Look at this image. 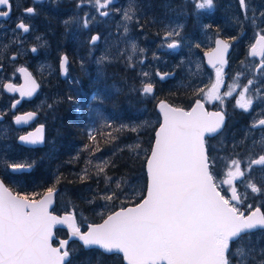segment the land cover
<instances>
[{
	"label": "snow or ice",
	"instance_id": "1",
	"mask_svg": "<svg viewBox=\"0 0 264 264\" xmlns=\"http://www.w3.org/2000/svg\"><path fill=\"white\" fill-rule=\"evenodd\" d=\"M83 2L84 0H80L77 7ZM88 2L101 17L109 16L111 11L109 5L114 4V0ZM13 3L14 0H0V18L10 16ZM191 3L196 14H200L201 10H213L216 6L214 0H191ZM238 4L243 19L234 16L231 22L234 26H239L241 36L244 34L246 24L255 30L254 36L258 38L256 45L251 46V54L256 56L259 48L260 69H264V34H261L264 33V27H260L264 24V12L258 17L250 7V0L247 3L246 0H238ZM23 12L26 16L37 14L35 7H27ZM134 15L135 9L131 6L129 10L123 12L125 21H132ZM69 22L64 21L66 25ZM89 22L87 14L80 18V23L85 28L89 26ZM182 27L178 25L167 31L165 40L179 36ZM16 29L19 33L26 34L30 32L31 25L20 18ZM124 33H128L126 25ZM99 39V35L92 36L90 42L95 44ZM232 39L236 40L238 37L234 36ZM166 46L169 49H176L180 42L172 39ZM199 46L195 44V47ZM216 46V59L223 64L224 52L230 45L227 41L218 39ZM31 51L35 53L37 48L32 47ZM130 51L135 54L138 51L143 52V49H138L133 41L130 44ZM209 56L211 63L212 53H209ZM131 58L129 55L128 59ZM107 59V56L101 57L98 62L103 63ZM61 60L62 69L66 74L68 57L62 56ZM213 67L216 65L213 64ZM19 71L27 73L24 68ZM219 71L220 69H217L218 76ZM142 75L148 77L149 74L145 72ZM156 75L163 80L171 74L157 72ZM141 83L142 87L135 90L144 96H154V85L144 81ZM252 84L253 80H248L243 89L244 93L248 92ZM31 85L27 91L29 96L33 94V89L38 87L34 81ZM218 87L219 80L208 93L210 99H222L216 94ZM8 89L20 91L21 95L25 94L24 89H13L12 85H8ZM225 95L231 96V90ZM238 104L247 111L252 106V100L248 99ZM158 107L163 113V122L156 132L155 143L147 160L150 176L147 195L137 206L124 207L108 215L102 224L87 225L86 231L81 232L73 223L75 213L60 217L49 211L56 196L55 187L48 188L42 199H36L37 194H33V198L30 199L28 195H13L4 184V178H0V264H75L76 256L81 249L69 246V240L72 238L82 241L83 249L88 250L96 246L103 250L101 256L97 257V264H100L104 255L118 256L120 253L128 264H264V248L253 244L250 239L254 232H264V211L260 206L253 207L251 203L244 205L246 209L251 210L247 215L241 211L237 205L243 204V200L234 186L236 180L241 183L247 180L246 187L252 193L264 196V183L258 186L252 177L255 166L264 168V136L259 140L255 138L251 140L246 156L241 157L237 154V158L230 159L226 172L227 179L221 181L222 185L226 184L231 188L230 197L225 198V195H221L217 190L218 185L215 182L218 175L215 171L216 161L209 157L205 147L206 134L222 135L220 130L225 118L223 111L207 112L199 101L190 111L171 107L164 102H160ZM32 115L29 113L28 118L30 119ZM22 122H26L25 118L17 116L16 123ZM146 125L147 121L139 126L120 127L136 132L138 127ZM254 129L264 130V119L254 122L249 133ZM89 139L95 141L96 137L90 134ZM244 139L248 140L247 134ZM19 140L37 143L36 139L31 138V134L20 136ZM89 147L91 146H86ZM127 147L136 152L140 146L136 144ZM237 147H240V143L233 145V148ZM257 148L260 149V153L254 156ZM0 165L4 167L5 173L11 176H22L30 173L35 167L34 162L13 163L7 157H0ZM108 165L109 161L105 159L95 164L93 174L98 177L97 184L100 183L99 178L103 177L105 187L103 190L97 188L94 191L95 199H88L86 201L88 204H94L96 199H99L106 201L107 206V202L119 200L120 196L124 195L121 179L113 181L112 177L107 175ZM88 171L85 169L84 175L80 177L82 181L85 175H88ZM244 199H247L246 195ZM57 225H68L72 232L69 239L59 240V246L53 247L51 243L53 228ZM244 240L248 241L246 245H242Z\"/></svg>",
	"mask_w": 264,
	"mask_h": 264
},
{
	"label": "flooded vegetation",
	"instance_id": "2",
	"mask_svg": "<svg viewBox=\"0 0 264 264\" xmlns=\"http://www.w3.org/2000/svg\"><path fill=\"white\" fill-rule=\"evenodd\" d=\"M77 1L80 2V0ZM125 1L127 2V0H116L115 3ZM147 1L148 0H141V3L136 5L137 13L135 12L133 21H131V25L134 28L137 27V29H139L140 24L141 30L136 31L133 29L130 32H135V36L139 35V45L141 48H146V54L149 58H156L157 53L159 54L157 58H162V60L157 63V67L159 66L160 69L159 73L171 74L163 80H161L157 75L158 80L156 81V84L152 83L154 85V96L149 97L155 100L154 108L152 107L153 111H156L160 116L157 110V104L161 100H166L170 104L182 107L186 110H189L193 104L199 100L209 112L223 111L225 118L224 125L220 130L222 135L218 133L212 136H207L206 144L209 151L211 150V147L215 148L218 145L217 147L223 149L224 152H230L233 149L234 143H238L237 141L239 139L245 140L244 138L247 134L245 128L247 126L251 127L254 122L264 119V69H260L261 56L259 55V48L257 49L258 54L256 56L251 54V46L256 45V39L258 38L254 36L255 30L246 24L243 29L244 34L241 36V29L239 26H234L231 22L234 16H240L241 19H243L238 0H214L216 5L215 8L213 10H201L200 14L195 13L191 0H171L172 2L170 6L165 8L166 13H159L157 16L162 18L164 15H168L170 18H176V21H173V25H167L166 20L164 31H157V29L154 31L148 30L143 24V20L145 17L146 19H152L149 12L151 14L155 13L153 9L156 6L148 8L146 6ZM149 1H152V3L156 5L155 3L157 0ZM54 2L55 0H14L10 16L6 20H0V22H4V27L8 26V28H15L17 32L19 31L16 29V24L20 18H23L25 23L30 24V32L26 34L20 33L22 39L21 41H18V43L21 44L20 46L26 47L28 43L26 38L31 33L36 31L35 24L38 26L37 31L39 34L43 35L45 38L49 36L46 33L47 22L49 21V11L56 9V7H53ZM247 2H249V0H246V3ZM85 3H89L88 0H84V2L80 4ZM27 7H35L37 14L35 16H26L23 10ZM123 7H126V5L124 4ZM250 7L259 17V14L264 12V0H250ZM92 9V15L94 16L97 11L93 6ZM127 9L129 10L128 7ZM249 14L251 15V13ZM91 19L92 18H90V20ZM257 23L259 24V21H257ZM178 25L183 26L180 30V35L169 38V40L175 39L180 42V46L176 49H169V51L163 53L161 50L156 51L155 43L150 44L144 40L146 36L154 37L159 35L162 36L163 34L165 35L167 31L172 28H176ZM204 25H211L212 27L205 28ZM74 26L75 28H73L71 35L72 38L74 33L77 31L75 24ZM105 26V22L99 24L96 28L97 33L92 35H99L100 39L96 43H99V41L102 40L104 31L101 28ZM260 27H264V24H261ZM191 30L192 32H190ZM190 33H193V43L192 45H187L186 41L188 40L187 38ZM234 36L238 37V39L233 40L232 37ZM218 39L225 40L230 45L225 51V62L223 64L217 62L215 64L216 67L208 66L205 53L215 48L216 40ZM75 40V42L79 43L77 38H75ZM171 40L169 42H171ZM195 44H199L200 46L197 48L195 47ZM92 45L93 44L90 42V47H92ZM32 47L37 48L35 53L31 51ZM14 50L15 51L13 53L9 51L6 55L8 61L0 64V73H4L5 77L2 85L3 89L6 82H10L13 86L20 84L22 82V77L19 69L25 68L28 69L37 79L39 90L32 98L22 99L20 105L14 110L12 109L11 104L10 113H5L3 110H0V112L6 117L10 116L13 123L14 116L18 113L30 110L38 112V122L45 125L47 146H50V141L52 139L50 137L51 134L49 135V133H51V123L53 122L52 128H55L53 129V132H57L59 130L56 129L59 125L58 119L61 122V113H68L67 110H70L72 117L79 122L78 124L80 130L83 132L89 131L90 129L93 131L94 129L104 130L108 128L107 125L103 124V119L107 115L110 116V114L107 113V108L103 106V102L101 100L96 102L92 100V95L94 90L98 91V88L99 92L108 94H115L112 93L114 90L104 91V85L106 84L104 80H102L101 84L99 83L98 86L91 83L90 78L95 74V66L94 64H91L88 66H81L80 68L78 66V61L76 60L75 47L72 50L68 49V51L66 49V52L62 53L61 56L56 55V53H52L53 58L50 59L55 65L54 73L47 71L40 72V70L36 69L34 65L31 64V59L39 53L37 45H32L30 47L32 55H29L28 53L22 54L19 52L18 48H15ZM175 53L183 55H190L191 53L194 54V59L197 60L198 64L200 63L201 67H203L205 84H198L188 79L187 75H185L186 69L184 66V60H188L189 57L184 56L174 60L172 55ZM64 55L68 57L67 76L64 79L66 80L68 77L73 78V80L69 78L70 88L66 91H64L62 86L64 84L63 81L65 80H63L60 75V61ZM196 57L199 60L196 59ZM116 66L118 67H116L115 72L122 74V78L124 79L126 85L122 91H116L120 97V99L117 100L118 107L124 108V104L128 107L141 104V93L139 91L132 93L133 88L139 89V87H141V77L135 74L133 67L131 68L125 63H117ZM217 69H220L219 76L217 75ZM258 69L259 71H257ZM178 76L182 78L184 76L183 83H175L174 79ZM117 78L120 79V74L110 75L111 81H114ZM126 79H128L131 83H134V85L127 84ZM250 79L253 80V84L249 86L248 92L244 93L243 89ZM217 80H219V87L216 94L220 95L222 99H210L208 97V90L209 88L212 89L213 85L217 83ZM56 81L58 82V85H61V87L60 85L57 86ZM177 88H181L183 106L174 104L168 99L159 96V92H166L167 95L173 97L177 93ZM49 89L53 91L51 94L48 92ZM229 90H231L232 95L226 96L225 93ZM99 92L96 93L100 95ZM7 95L13 98V100L19 97L17 93H8ZM248 99L252 100V106L246 111L245 109L239 107L238 102L244 103ZM46 100H53L55 102L53 104L54 108L52 111H47L46 106L43 105L46 103ZM254 101H261V103L254 106ZM153 102L154 101L151 103L152 106ZM253 116L255 117L253 118ZM55 117L56 120H53ZM159 123L153 129V134L151 133L153 137ZM31 126L32 125L23 129L29 130L35 125L33 124V127ZM27 130L23 132H26ZM254 131V134H247L248 137H251L252 139H259L261 133L262 136H264V130L254 129ZM254 169L259 171V173H257L258 179L256 180L258 181L257 185L259 186L261 183H264V168L255 166ZM258 195L261 196L260 194ZM261 197H263L262 200H251L248 203H251L253 207L260 206L262 211H264V196ZM240 210L245 211L246 213L251 211L250 209H246L244 207Z\"/></svg>",
	"mask_w": 264,
	"mask_h": 264
},
{
	"label": "rangeland",
	"instance_id": "3",
	"mask_svg": "<svg viewBox=\"0 0 264 264\" xmlns=\"http://www.w3.org/2000/svg\"><path fill=\"white\" fill-rule=\"evenodd\" d=\"M116 0H114L113 5H109L110 14L107 17H101L99 16L98 12L93 14L92 4L85 3L80 4V7H77V4L79 1L77 0H55L54 6L56 9L55 11H59L60 17H61V31L64 34L59 35V38L57 40H52L53 34H49V29H47V34L49 35L47 38H45L43 35L39 34L37 31V24H35V32L31 33L26 40L28 41L26 47L20 46L21 44L18 43V41H21L22 36L19 32L15 30V28H8V26L4 27V22H0V64H2L5 61H8L6 58V55L10 51L13 53L15 48H18L19 52L24 54L28 53L29 55H32L30 52V47L32 45H37L39 48V53L34 58L31 59V64L34 65V67L40 72L47 71L54 73L55 71V65L52 62V53H56V55H62V53L66 52V49L72 50L75 47L76 50V60L78 61V66L81 68V66H88L91 64H94L95 66V74L90 78L91 83L94 85H97L104 80L106 84L104 85V91H113L110 94L112 96L111 100H114L117 102L120 97L116 93V91H122L123 88L126 86L125 81L122 78V74L115 72L116 64H127L128 66L132 63L135 70V74L137 76L141 77V82H151L153 84H156V81L158 80L156 73L159 72V66L157 67V63H159L162 58H157L159 54L157 53L156 58H149L146 54V48H141L139 45V38L135 36V32H130L131 30L135 29L136 31L141 30V26L139 24V29L137 27H133L131 25V21H125L123 17V12L127 11V7L130 8L133 7L136 12V5L141 3V0H127V2H121V3H115ZM186 1V0H185ZM171 0H157L156 7L153 9L155 13H150L149 15L152 17V19H146V17L143 20V24L148 30H161L164 31V27L166 26V20L167 25L171 26L173 25V21H176V18H170L168 15H164V17L159 18L158 16H153L155 14L159 13H166L165 8L169 7L171 4ZM126 5V7H123V5ZM152 4V1H147L146 6L149 8ZM112 9H119V11L112 10ZM146 9V8H145ZM137 13V12H136ZM85 14L89 17V26L87 28L83 27L80 23V18L83 17ZM137 17L139 19V16L137 14ZM90 18H92L90 20ZM65 20H69L70 22L66 25L64 23ZM133 21V20H132ZM103 22L106 23V26L101 28L104 31V35L102 37V40L99 41V43H95L90 47V37L97 33L96 28L99 26V24H102ZM140 22V19H139ZM183 22V21H182ZM74 24L76 25L77 31L74 33L73 38L71 37L73 28H75ZM128 27V33H124V26ZM192 32V30L190 31ZM37 37H40L38 40ZM75 38L79 40L78 42H75ZM74 39V40H73ZM186 41L187 45H192L193 43V33H190L189 37ZM145 42H148L150 44L155 43V49L156 51L161 50L163 53L169 51V48H167L166 44L170 40H165V35L162 36H146L144 38ZM135 42L138 49H143V52H137L135 54H132L130 51V44L131 42ZM19 46V47H18ZM52 49V50H51ZM129 55L132 56L131 60L128 59ZM107 56L108 59L105 60L103 63L98 62L100 61L101 57ZM187 56L189 59L184 60V66L186 69V74L188 79L198 83V84H205L204 80V71L203 67H201L200 63H197V60L194 59V54L191 53L190 55H183V54H173L172 58L174 60L178 59L179 57ZM51 58V59H50ZM196 59H198L196 57ZM199 60V59H198ZM82 70V69H81ZM148 73V77H144L142 73ZM120 74V79H116L114 81L110 80V75ZM68 77L65 81L63 86L64 91L70 88V80ZM4 73H0V110H3L5 113H10L11 110V104L13 101V98L8 96L3 91V81H4ZM73 80V78H71ZM175 83L181 84L184 82V76L183 78L178 76L176 79H174ZM127 84H132L128 79H126ZM142 87V85H140ZM139 87V88H141ZM135 89H132V93H135ZM211 89L209 88L208 93ZM99 92V88H98ZM136 95V94H135ZM96 96V95H94ZM138 99V98H137ZM110 100V101H111ZM153 102V106L151 103ZM55 102L52 100H46V103L43 104L46 106V110L52 111L54 108L53 104ZM122 103V101H121ZM141 104L128 107L124 104V108L117 107L115 109H111L110 112H107L108 114L115 113L116 117H110L109 115L105 116L103 119V124L107 125V129H99L95 130V132H91V129L89 131H86L89 135H94L95 133H106L108 132V129L111 127V125L114 123L116 128L119 130L118 133L120 134V137L122 138L121 141H119L116 145L108 146L101 151L95 150L94 147L86 148L87 145L80 144L78 146L73 147H56L54 150L52 147L47 146V140L44 147L41 148H35V149H29V148H23L21 145L17 142L18 135L27 130V129H18L15 127L12 118L9 116L7 119L3 122H0V157H7V159L10 162L13 163H22V162H34L38 161V159H35V157H39V159H42L43 167L41 169V172L45 175L49 174L52 177H57L59 173V169L61 166L65 165L69 168V172L77 175L78 177H81L85 173V169H88V175H85L84 180L81 179L80 188H78L79 192V198L81 199L82 206L84 209H82L77 202H75L71 195L69 194L68 190L65 188H61L57 194L56 204H58L59 209H53L56 213H62V212H74L79 221L82 223L83 228H86L87 223L89 222H97L100 221L103 217H105L107 214L112 212L113 210L124 207L128 203H133L137 198H139L143 193H145L146 186H147V179H146V170H141L138 168H134V170H130V168H126L123 170L124 173H128L127 175L122 173H111L108 172V167L106 169L107 175L112 177V180L115 181L116 179H121V187L124 189V195L120 196L119 200H114L113 202H107V206H105L106 201L96 199V202L94 204H88L86 201L88 199H95L94 197V191L99 188L101 190L105 187V181L103 177H100V183L97 184L98 177L94 175L95 172V164L102 160H108L109 165H115L116 160L121 158L122 151H126V155L130 157L129 164L131 165L134 160H138L139 158L141 160H145L148 158V155L151 150L150 140H151V133L155 126L160 122V116L158 113L153 111L152 107L154 108L155 100L152 99L149 96L142 95V100H140ZM261 101H254V106L257 104H260ZM255 116H253L254 118ZM52 120V118H51ZM56 120V117L53 119ZM52 120V121H53ZM116 121V122H115ZM147 121V125L144 127H138V130L136 132L129 131L128 128L121 129V125H128L131 126H139L143 124V122ZM58 122L60 120L58 119ZM110 125V126H109ZM53 126V122L51 123L50 132L51 138L53 136V129H55ZM33 127V125L31 126ZM56 129H61V125L59 124ZM93 129V128H92ZM250 127L247 126L245 128V131L247 134L251 135L254 134L255 131L252 130L251 133H249ZM121 133L123 134L121 136ZM262 136V133L260 134V137ZM260 139V138H259ZM257 139V140H259ZM252 138L248 137V140H238L237 142L240 143V147L233 148L230 152H224L223 149L218 148L217 146L215 148L211 147L210 152V158L214 159L216 161L215 165V171L218 173L215 180L217 182V185L219 186L222 193H224L226 198H229L231 195V188H229L226 184H221L222 180L227 179L226 172L228 170V164L230 159L237 158V154H239L241 157L246 156L248 153V148L250 146ZM139 144V149L136 152H133L130 150L127 146ZM235 144V143H234ZM233 144V145H234ZM208 147V146H207ZM121 149H123L121 151ZM260 149L257 148L255 150V154H259ZM35 159V160H34ZM91 161V163H90ZM35 164V162H34ZM243 168V164L241 165ZM234 170V169H233ZM130 173L134 175L133 177H129ZM257 173L259 171L253 170L252 177L254 182L257 184L258 179ZM0 176L4 179H6L9 183H12L14 185H19V181L15 176H11L8 173H5L4 167L0 165ZM247 180H245L243 183H241L239 180L234 181V186L237 189V194L241 197L243 200V204L237 205L240 207H244V205L248 204L249 201H257L262 200L263 197L259 196L256 193H252L249 188L246 187ZM114 187V184H113ZM103 194V191H101V195ZM20 195H23L22 193ZM245 195L247 196V199H244ZM235 203V202H234ZM245 208V207H244ZM63 237V236H62ZM251 241L253 244L257 245L260 248H264V232L256 231L254 232L251 237ZM263 242V243H262ZM248 243L247 240L242 241V245H246ZM262 243V244H261ZM81 243L77 240H71L70 241V247H76L81 249ZM97 249V248H93ZM86 250V249H85ZM89 250V249H88ZM99 250V249H97ZM101 251V250H99ZM82 251H79V254L82 255ZM116 255V254H112ZM101 255L99 253H92L90 257H100ZM119 256V255H118ZM94 260H97L94 259ZM89 264H97L96 262L90 261ZM124 264V263H123Z\"/></svg>",
	"mask_w": 264,
	"mask_h": 264
},
{
	"label": "trees",
	"instance_id": "4",
	"mask_svg": "<svg viewBox=\"0 0 264 264\" xmlns=\"http://www.w3.org/2000/svg\"><path fill=\"white\" fill-rule=\"evenodd\" d=\"M157 4V2L155 3ZM156 6L153 3L151 4L150 8ZM155 17L157 14L154 15ZM49 21L47 22V29H49V34L52 33L53 37L52 40H57L59 38V35L63 34L61 31V17L59 11H49ZM47 20V19H46ZM64 35V34H63ZM68 51V48H67ZM57 82V81H56ZM60 85V84H59ZM57 84V86H59ZM61 87V85H60ZM159 96L168 99L169 101L173 102L174 104L183 106V100L181 95V88H177V93L170 97L167 95L166 92H159ZM118 107V103L114 100L107 101L105 108L107 110L109 109H115ZM68 113L63 112L61 122L59 124L61 125V129H59L57 132H55V137L58 138V142L60 145H64L65 143H68L69 147L77 146L79 144H84L87 146H92L96 150L97 148L99 151L102 149L116 145L119 141L122 140L120 137V134L118 133V130L113 123L111 127L108 129V132L106 133H95L93 136L96 137L95 141H92L89 139V134L87 132H83L80 130L79 122H77L71 115L70 110H67ZM116 122V121H115ZM94 133V132H93ZM110 134V135H109ZM153 134V133H152ZM123 134L121 133V136ZM54 136V135H53ZM65 136V137H64ZM63 138V139H62ZM153 135H151L150 145L152 147L153 144ZM24 148V147H23ZM37 149V148H36ZM35 159H38V161L35 162V167L31 170L30 173H26L24 175H18L15 176L18 181L19 185H14L12 183H9L6 179L4 181L6 184L17 194H23L28 195L29 198H33V194H37L35 196L36 199L40 198L48 188L55 187V188H65L68 190L69 194L71 195V198L77 202V204L84 209L82 206V201L79 198V192L78 188L81 189L80 184L81 180L80 177L77 175L70 173L68 170L69 168L65 165L61 166L59 169V173L57 177H52L51 175L43 174L41 172V169L43 167L42 159H39V157H35ZM34 159V160H35ZM116 164L108 166V172L111 173H118L122 174L124 173L123 170L126 168H130V170H134V168H138L141 170H145V160H141L140 158L138 160H134L131 165L129 164L130 157L126 155V151H122L121 158L117 159L115 157ZM127 170V169H126ZM128 174V173H124ZM130 173L129 177H133ZM146 176V174H145ZM80 186V187H79ZM144 197L141 195L139 198L135 200V202L130 204H135L139 202ZM129 205V203L127 204ZM53 209H59L58 204L55 205ZM82 224V223H80ZM57 235L66 237L67 232L64 229H57ZM263 243V242H262ZM261 243V244H262ZM81 254L78 253L75 259V264H89L90 261H94L97 263V260H94L96 258L90 257V255L94 252L99 253L101 255L102 251H99L97 249H89L85 250L81 248ZM100 264H123L122 256L117 255H104L101 257Z\"/></svg>",
	"mask_w": 264,
	"mask_h": 264
},
{
	"label": "water",
	"instance_id": "5",
	"mask_svg": "<svg viewBox=\"0 0 264 264\" xmlns=\"http://www.w3.org/2000/svg\"><path fill=\"white\" fill-rule=\"evenodd\" d=\"M7 18H8V17H7ZM7 18H0V20H6ZM95 36H97V35H95ZM219 40H220V39H219ZM216 47H217V46H215V48H213L211 51H208V52L205 53L206 60H207V65H208V66H213V64H216L217 62H219V61L216 59V53H215V49H216ZM209 53H212V57H211L212 62H211V63L209 62V61H210ZM225 53H226V52H224V56H223V60H224V62H225ZM64 56H65V55H64ZM61 65H62V60L60 61V71H61V76H62V77H65V76L67 75V73H66V74L64 73V71H63ZM24 69H25V68H24ZM26 70H27V73L19 71V72L21 73V77H22V82H21L20 84L13 86L10 82H6L5 85H4V91H5L6 93H9V94L17 93L18 96H19V97H18L17 99H15V100L13 101V103H12V109H13V110H14L17 106L20 105L22 99H30V98H32V97L36 94V91L39 89V85H38L37 81L31 76L29 70H28V69H26ZM32 81H34L35 84L38 85V87H37V88H34V89H33V94H32L31 96H29V95H27V91H28L29 88L32 87V85H31V82H32ZM8 85H12L13 89H17V90H18V89H24L25 94H24V95H21V92H20V91H10V90L8 89ZM17 101H19V103H17ZM197 101H199V100H197ZM197 101H196V102H197ZM160 102H164V103L170 105L171 107H174V108H180V109H183V110H185V111H190V110H191L193 107H195V105H196V102H195V103L193 104V106H192L189 110H186V109H184V108H182V107L174 106V105L170 104V103H169L168 101H166V100H161V101H159L158 104H157V110H158V112H159V114H160V116H161V122H160V124L163 122V113L160 111V109H159V107H158ZM199 102L203 105V103H202L201 101H199ZM203 107H204V110H205V111L209 112V111L205 108L204 105H203ZM29 113H32V114H33L32 117H31L30 119L28 118V114H29ZM17 116H20V117L25 118V121H26V122H22V123H20V124H17V123H16V117H17ZM4 118H5V116H4L3 114L0 113V121L4 120ZM37 118H38V113H37L36 111H31V110H30V111H26V112H23V113H18V114L14 117V124H15V126H16L17 128L27 127V126H29L30 124L37 122ZM160 124L158 125V127H157V129H156V131H155V137H154V141H153V144H152V148H153V146H154L155 138H156V132L159 130V126H160ZM30 134H31V138H32V139H36V140H37V143L33 144V143H29V142H22V141L19 140V137H20V136H27V135H30ZM212 135H214V134H206V135H205V147H206V149H207L206 138H207V136H212ZM45 140H46V137H45V125H44L43 123H37L36 126H35L34 128L29 129L27 132L21 133V134L17 137V142H18L19 144H21V145H23V146H25V147H30V148H36V147H42V146H44V145H45ZM152 148H151V150H152ZM207 154H208V149H207ZM150 155H151V151H150V153H149V156H148L147 160L150 158ZM147 160H146L145 170H146V175H147V188H148V186H149V184H150V176H149V173H148V170H147ZM0 178H1V177H0ZM215 182H216V181H215ZM4 184L6 185L5 182H4ZM6 186H7V185H6ZM7 187H8V186H7ZM8 188H9V187H8ZM147 188H146V192H145L144 197H143L138 203L133 204V205H128V206H126V207H135V206H137L139 203H141L142 200H143V199L146 197V195H147ZM55 189H56V195H57V193L59 192V188H55ZM9 190L12 192L13 195H17L15 192H13V190H12L11 188H9ZM217 190L220 191L219 188H217ZM45 193H46V192H45ZM45 193H44V194H45ZM44 194H43V195H44ZM43 195H42L40 198H38V199H42V198H43ZM221 195H222V193H221ZM55 203H56V196L54 197V200H53V202H52V204H51V206H50V208H49V211H50L53 215L63 217V216H65L66 214H72V213H73V212H62V213L59 214V213L53 212L52 209H53ZM122 208H124V207H122ZM120 209H121V208H118V209H116L115 211L111 212V213L108 214V215H112V214H114L116 211H119ZM247 214H248V213H247ZM247 214H246V215H247ZM108 215H107V216H108ZM107 216H106L103 220H101L100 222L88 223L87 225L102 224V223L104 222V220L107 219ZM73 223H74L75 226L79 227V226H78V222H77V217H76V215H75V219H74ZM59 228H61V229H65V230L67 231L68 236H67L66 238H61V237H58V238H57V236H56V229H59ZM79 228H80V227H79ZM80 231H81V232H84V231H86V230L82 231L81 228H80ZM71 232H72V228H70L68 225H57V226H55V227L53 228V237H52V240H51V243H52L53 247H58V246H59L58 243H57V244H53V240H54V239H57V241H59V240H65V239H69L70 236H71ZM71 240H78V239H76V238H72V239L69 240V243H70ZM78 241H79V240H78ZM79 242L82 244V241H79ZM93 248H97V249H99V248L96 247V246H93ZM99 250L103 251L102 249H99ZM120 255H122V257H123V254H122V253H120ZM123 261H124L125 264H128V262H127L126 259H123Z\"/></svg>",
	"mask_w": 264,
	"mask_h": 264
},
{
	"label": "bare ground",
	"instance_id": "6",
	"mask_svg": "<svg viewBox=\"0 0 264 264\" xmlns=\"http://www.w3.org/2000/svg\"><path fill=\"white\" fill-rule=\"evenodd\" d=\"M30 72V71H29ZM30 74H31V76L37 81V79L33 76V74L30 72ZM61 75V74H60ZM67 76V75H66ZM65 76V77H66ZM65 77H62L61 76V78L63 79V80H65L64 78ZM62 80V81H63ZM64 82V81H63ZM38 83V82H37ZM56 84H58V82H56ZM48 92H49V94H51L53 91L52 90H48ZM94 93H93V95H92V100L94 101V102H96V101H98V100H101L102 102H103V106L105 107V105H106V103H107V101H110L111 99H112V96L110 95V94H108V93H101V92H99L100 93V95H98L96 92H98L97 90H94L93 91ZM94 95H96V96H94ZM94 97H95V99H94ZM117 103H118V101H117ZM96 108V107H95ZM110 110L111 109H109V110H107V112H110ZM117 115L115 114V113H113V114H110V117H116ZM118 130V129H117ZM119 131V130H118ZM93 132H95V130H93ZM53 135L54 136H52V139H51V141H50V146L51 147H53V149L55 150L56 149V147H60L61 149H62V147H69L68 146V143H65L64 145H60L59 144V142H58V138H56L55 137V132L53 133ZM65 137V136H64ZM63 139V138H62ZM80 145V144H79ZM78 146V145H77Z\"/></svg>",
	"mask_w": 264,
	"mask_h": 264
}]
</instances>
